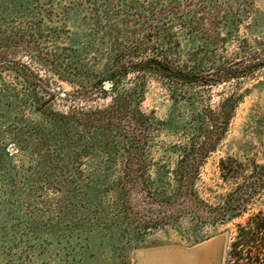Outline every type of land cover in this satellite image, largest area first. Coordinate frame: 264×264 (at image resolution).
Here are the masks:
<instances>
[{
  "label": "rangeland",
  "instance_id": "1",
  "mask_svg": "<svg viewBox=\"0 0 264 264\" xmlns=\"http://www.w3.org/2000/svg\"><path fill=\"white\" fill-rule=\"evenodd\" d=\"M223 68L239 74L199 83ZM258 213L264 0H0V264L214 237L237 264Z\"/></svg>",
  "mask_w": 264,
  "mask_h": 264
},
{
  "label": "trees",
  "instance_id": "2",
  "mask_svg": "<svg viewBox=\"0 0 264 264\" xmlns=\"http://www.w3.org/2000/svg\"><path fill=\"white\" fill-rule=\"evenodd\" d=\"M147 64L170 79L186 80L189 76L188 74H184L179 71L176 72L159 63L155 59H150ZM260 65L261 63L249 66V68H252L248 70H253ZM246 70L247 69L244 68V70L241 71V74L246 72ZM236 74L239 73L233 69L223 68L219 70L217 74H211L209 78L201 79L199 83H222L233 77H236ZM224 123H227V119L224 120ZM244 253L249 256L248 260H251V263L248 264H264V215L261 213H258L251 218L249 221V226L241 228L238 231L236 241L231 245L226 262L230 257H232L235 259V263L239 264L243 260V256L245 255Z\"/></svg>",
  "mask_w": 264,
  "mask_h": 264
},
{
  "label": "crops",
  "instance_id": "3",
  "mask_svg": "<svg viewBox=\"0 0 264 264\" xmlns=\"http://www.w3.org/2000/svg\"><path fill=\"white\" fill-rule=\"evenodd\" d=\"M225 245L221 237L191 246L157 245L138 250L126 264H224Z\"/></svg>",
  "mask_w": 264,
  "mask_h": 264
},
{
  "label": "water",
  "instance_id": "4",
  "mask_svg": "<svg viewBox=\"0 0 264 264\" xmlns=\"http://www.w3.org/2000/svg\"><path fill=\"white\" fill-rule=\"evenodd\" d=\"M106 86H109L108 84Z\"/></svg>",
  "mask_w": 264,
  "mask_h": 264
}]
</instances>
